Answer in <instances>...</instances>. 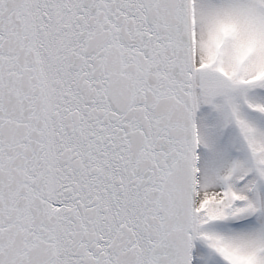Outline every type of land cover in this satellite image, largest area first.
<instances>
[{"label":"snow or ice","instance_id":"obj_1","mask_svg":"<svg viewBox=\"0 0 264 264\" xmlns=\"http://www.w3.org/2000/svg\"><path fill=\"white\" fill-rule=\"evenodd\" d=\"M0 264H264V0H0Z\"/></svg>","mask_w":264,"mask_h":264}]
</instances>
